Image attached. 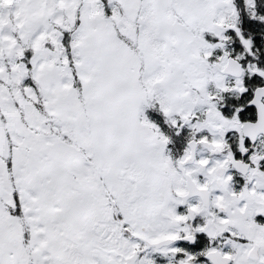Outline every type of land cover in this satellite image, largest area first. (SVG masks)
I'll list each match as a JSON object with an SVG mask.
<instances>
[{
  "label": "snow or ice",
  "instance_id": "snow-or-ice-1",
  "mask_svg": "<svg viewBox=\"0 0 264 264\" xmlns=\"http://www.w3.org/2000/svg\"><path fill=\"white\" fill-rule=\"evenodd\" d=\"M0 264H264V0H0Z\"/></svg>",
  "mask_w": 264,
  "mask_h": 264
}]
</instances>
